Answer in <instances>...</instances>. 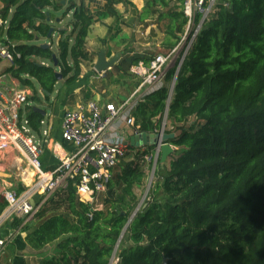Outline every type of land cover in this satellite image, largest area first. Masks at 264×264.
Wrapping results in <instances>:
<instances>
[{"label":"trees","instance_id":"trees-1","mask_svg":"<svg viewBox=\"0 0 264 264\" xmlns=\"http://www.w3.org/2000/svg\"><path fill=\"white\" fill-rule=\"evenodd\" d=\"M184 1L144 0L138 11L132 0H105L96 16L84 0H0L7 41L20 55L5 73L36 92L34 80L46 99L58 81L56 72L70 85L79 79L81 65L92 62L86 43L95 22L113 17L108 31L120 30L119 3L131 6L137 20L156 16L160 28L165 22L168 46L186 25L192 27L189 38L199 25L181 63L167 67L163 85L131 112L138 133L155 132L165 112L166 132L177 133L168 140L175 148L168 161H157L143 203L139 206L137 191L152 168L144 158L152 146L126 159L135 150L128 147L112 169L100 209L80 201L69 181L21 226L24 242L40 251L37 264H111L113 256V264H264V0H215L204 18L193 9L190 21ZM58 11L62 18L71 16L70 30L59 31L55 54L38 40L47 38ZM125 49L107 71L115 84H124L131 67L155 56ZM111 53L107 47L106 56ZM26 108L38 133L44 116ZM6 204L0 195V213ZM14 222L20 225L18 219L10 225Z\"/></svg>","mask_w":264,"mask_h":264},{"label":"built area","instance_id":"built-area-1","mask_svg":"<svg viewBox=\"0 0 264 264\" xmlns=\"http://www.w3.org/2000/svg\"><path fill=\"white\" fill-rule=\"evenodd\" d=\"M204 1L207 2L206 7L203 6ZM214 3L215 0H185L184 14L190 21L193 9H198L203 13L204 18ZM7 28L8 19L0 16V62L6 61L9 65H13L15 57L20 55L15 50L16 44L7 41ZM198 29L199 25L191 37L188 36V44L183 50L178 65ZM181 43L179 39L178 43L166 53L156 54L147 65L139 64L130 68L132 73L141 78L130 99L123 100L119 105L113 102L101 103L98 100H88L73 109L65 110L60 124V137L70 149L63 153L56 166L49 171L43 168L41 160L48 141V132L45 129L38 133L33 131L24 113L25 107L29 104L28 91L20 89L15 80L7 82L6 78L9 77L7 73L0 74V156L9 148L18 149L27 161L29 169L20 178L22 182H27L22 191L0 189V195L7 203L0 213V255L13 239L12 230L6 231L10 229V223L18 219L20 226H23L32 221L45 200L58 189L66 187L69 181H73L80 201L88 203L92 210L102 207V199L112 169L128 151V146L125 144L128 138L121 134L122 124L123 128H132L134 134H141L134 130L132 109L145 94L163 85L166 68L176 57ZM103 74V72L98 73L100 77ZM166 115L167 112L164 113L160 126L155 132H166L168 125ZM152 148L144 158L153 165L159 144Z\"/></svg>","mask_w":264,"mask_h":264},{"label":"rangeland","instance_id":"rangeland-1","mask_svg":"<svg viewBox=\"0 0 264 264\" xmlns=\"http://www.w3.org/2000/svg\"><path fill=\"white\" fill-rule=\"evenodd\" d=\"M1 7H2V3L0 2V9H1ZM124 21H127V19H123V23H120V25H121L120 30L117 31V28H115L111 32H109L107 30L109 33L107 35V37L108 36L111 37L112 35L120 36L122 34V36H120V37H122L123 43L125 44V48H126V49L125 48H123V49H125L127 51L143 53L146 55H156L159 53H166L169 50L168 48L170 46H173V45L168 46L169 43L164 42V39L166 37L165 32H164V29H165L164 23L165 22L160 23L161 26H163V27H161V28L158 27L157 22H156V16L155 17H148L142 21L137 20L135 22V20H134L133 24L131 26H128V24H126V22H124ZM50 22H52L51 23L52 27H55V31L53 33V36L51 38L50 37L49 38L40 37V39L38 40V43L39 42L48 43L50 45L51 49L55 52V54H57L58 53V49H57L58 39H57V37H58V35H61L60 32L58 31L60 26L58 25V23H56V20L55 21L53 20ZM122 29H123V31H122ZM191 29H192V27H190V25H189V27H188V25H186L184 33H182L181 37L179 38V39H181L182 43L179 45L176 57H174L175 60L173 59V61L170 63L169 66L174 65L177 61L179 62V60L182 56L183 50L186 47V45L188 44V40H189L188 36L190 34ZM179 39L174 42V45L178 43ZM86 47H87V45H86ZM95 49L98 50L97 47L92 46V50L90 51V53L92 55H95V52H94ZM114 49H115V47H114ZM123 49L121 50L122 53H123ZM38 60H40V59H38ZM45 62H48V61H45ZM10 66L11 65H9V63L6 61L0 62V74L5 72V70ZM57 71H59V70H57ZM7 74L9 77L6 78V81L11 82L12 80H15L17 86L20 89H25L28 91V99L33 97V95H36L38 97L37 99L31 101V103L29 104L30 107L37 106V107H40L42 109H45L47 111L46 118L50 117V116L54 117L53 114H55V115L59 114L60 105L57 102V100H58L59 93L61 92L62 88H64L66 86V84L64 83V78H61L60 80L57 81L53 93L51 95L49 94L48 99H46L43 95L42 90L38 87V85L36 84V82L34 80H32V82L35 84L36 92H34L31 88H29L27 86H21V84L17 78L11 76L9 73H7ZM96 75H98V74L96 73ZM117 76L119 77L118 74H117ZM10 78H12V79L10 80ZM109 78L110 77H108V79ZM140 82H141V78L139 76L135 75L134 73L130 74V76L128 77L126 82H124V84H123V80H122V82L120 84L121 86L119 85L118 87L115 86V82H111V79H109L108 85H110V89L108 90V95H103V96L105 98L106 96L110 95L108 100L112 101L115 105H119V103L122 102V100H124L126 98V95H123V91L126 92V94H128L130 92V90ZM118 91H120L122 93H118ZM90 96H91V94H90ZM25 113H27L26 107H25ZM167 127H168V125H167ZM134 149H135L134 151L131 150L130 152L127 153V155L125 156L126 159L131 158L135 151L142 149V148H134ZM145 149H146V147H144L142 150H145ZM151 149H153V148L151 147L149 150H151ZM28 171H29V169H28L27 161L25 160L22 152L19 151L18 149L9 148L7 151L2 153L0 156V188L5 186V187H8L10 189H14V188L16 189V188L20 187L21 184L23 185V187H26L27 182H25V183L22 182L20 180V178H21V175H23V173L28 172ZM152 171H153V169L151 168L149 170L148 177L146 179L144 188L142 190L137 191V195L139 197V204L143 203V201L145 200V198L147 196V193L149 191L148 183H149L150 179H151V182H152V180H154V174L152 176ZM159 171H160V175H163L165 172L163 167H160ZM32 224H35V221H33ZM20 237L21 236L16 235L15 240L16 239H17V241L20 240L21 239ZM13 239H14V237H13ZM21 242L23 244L25 243L23 238L21 239ZM9 245L10 246L7 249H5L4 252L0 255V264L9 263L8 261H10L11 257L13 256L14 251L10 252V248L12 250H14L17 247V245L15 246V242H12ZM12 245H13V247H12ZM22 247H24V246H22ZM51 249H52V245H49L46 248H44V250L47 252L50 251ZM22 251H24V250H22ZM31 251H32L33 255L37 254L36 258L34 256H31ZM31 251L29 253H27L30 256L27 255L26 259L29 258L28 260L31 261L32 264H36L37 259L39 258V255H40V253H39L40 251L38 252V251H35L33 249H31ZM115 262H116V259L113 257L111 260V264H113Z\"/></svg>","mask_w":264,"mask_h":264},{"label":"crops","instance_id":"crops-1","mask_svg":"<svg viewBox=\"0 0 264 264\" xmlns=\"http://www.w3.org/2000/svg\"><path fill=\"white\" fill-rule=\"evenodd\" d=\"M75 1L77 3L79 2V0H75ZM84 1H85L86 5H89L90 9L95 13L96 16H97V12L103 8V5L105 3V0H84ZM132 3H133L134 8L138 11H140L144 6V0H132ZM116 8L118 9L119 13L121 14L120 15L121 17L118 20L119 27L121 26L120 23H123V19H127V21H124V22H126V24L129 21H131V18H133V17L135 18V22L137 21L136 15H134V13L132 12L131 6L125 5L123 3H119L116 5ZM61 14H62V11L55 12L56 17H55L54 21L58 18L59 22H56V23H58L60 28H62V29L67 28V25L70 21L71 13L67 14L63 18L61 17ZM50 23H52V22H50ZM109 26H112V27L115 26V21H114L113 17H108V18L99 20L91 26L88 37H87V44H86L87 50L90 52L92 50V46L97 47L98 50H96V49L94 50L95 55L93 57L92 62H84L81 65V74H80L79 79L75 83L70 84V85L66 84V86L64 88H62L61 92L59 93L58 100H57V102L60 105L59 114H57V115L53 114L54 117L50 116V117L46 118L47 111L45 109H43L45 111V116H44V119L42 120L43 124H41L40 130H44V129L47 130L48 141L44 147L43 154L41 156V160L43 163V168L46 169L47 171L53 169L56 166V164L58 163L59 158L63 156V153H66L70 149L69 145L67 143H65L64 141H62V139L60 137V124H61V119H62V115H63L64 111L67 109H73L80 104H84L88 100H98L101 103L112 102V101L108 100L110 95L106 96L105 98L103 96V95H108V90L110 89V85H108L109 74L107 72L109 70L103 72L104 74L102 77H100L99 75H96V73L98 74V72H96L94 70V64L96 63V61L98 59V52L101 50L102 47H105L106 49L108 47V48H110V50L112 52L109 57L106 56V52H105V56H106L107 60H109L111 57H113L116 52H118V51L121 52V50L123 48H125V44L123 43V39H122V37H120V36H122V34L120 36L112 35V36H114V38H113L114 40L111 38L112 36L107 37V35L109 34L107 31ZM53 28L55 31V27H53ZM67 29L70 30V26H68ZM122 31H123V29H122ZM59 38H60V35H58L57 39H59ZM114 47H115V49H114ZM171 47H169L168 49H170ZM122 55H123V53L121 52V57H122ZM121 57H120V59H121ZM119 85L120 84H115L116 87H118ZM136 87H138V85L134 86L128 94H126V92L123 91V95H126V98L124 100H126L130 96V94L133 92V90ZM118 93H122V92L118 91ZM86 94H89V95L91 94L90 98H85ZM30 103L31 102H29V104ZM24 113H25V111H24ZM133 132L134 131L132 128H123V124H122L121 134L122 135L124 134V136L126 138H128L130 135L134 134ZM176 135H177V133L175 134V136ZM167 161H168V159H167ZM3 188H8V187L3 186L0 189H3ZM16 226H17V224L14 222L12 226L10 225V229L6 230L7 232L9 230H12L13 237H14V239H12V241L9 244H11L12 242H15V246L17 245V247L14 250H12L10 248V252L14 251V253H13V256L11 257L10 261H8L9 263H7V264H23L24 262L32 264L31 261L28 260L29 258L26 259L27 255H28L27 253H29L31 251V249L26 243L23 244L21 242L22 238L24 240L25 233L20 231V229H21L20 225L17 227ZM16 235L21 236L20 237L21 239L18 241H17V239L15 240ZM9 244L7 245V247L5 249H7L10 246ZM22 246H24V247H22ZM12 247H13V245H12ZM22 250H24V251H22ZM28 256H30V255H28ZM31 256H34L36 258L37 254L33 255L32 251H31ZM36 264H37V262H36Z\"/></svg>","mask_w":264,"mask_h":264},{"label":"water","instance_id":"water-1","mask_svg":"<svg viewBox=\"0 0 264 264\" xmlns=\"http://www.w3.org/2000/svg\"><path fill=\"white\" fill-rule=\"evenodd\" d=\"M63 3H65V2L63 1ZM48 21H49V19H48ZM56 22H59L58 18L56 19ZM61 29L62 28L58 29V31H60ZM53 33H54V28L50 27L48 34H47V38L52 37ZM42 47L48 48L49 44L43 43ZM105 52H106L105 47H102L101 50L98 52V59H97L96 63L94 64V70L98 73L105 72L107 70L112 69L113 66H115L118 63V61L121 57V52L118 51L114 54L113 57H111L109 60H107L106 56H105ZM52 58L54 60V65H57V59H56L55 54L52 55ZM56 78H57V80H60L62 78V76L59 72H56ZM173 83L171 86L170 94L172 91ZM168 101H169V99H168ZM32 108L34 111L45 116V111L43 109H41L40 107L32 106ZM174 137H175L174 133H166V132L132 134L125 141V144L128 147H133V148H140L143 146H145V147L146 146H152L153 147V146H156L159 144L158 152H157L156 156L154 157L155 159L153 160V165H152V169H153L152 176H153L157 161L159 160L160 164L166 163L168 156L174 152L175 148L168 142V140L173 139ZM150 185H151V179L148 183V187H150ZM139 206H140V204H139ZM139 206L136 208V211L138 210Z\"/></svg>","mask_w":264,"mask_h":264},{"label":"bare ground","instance_id":"bare-ground-1","mask_svg":"<svg viewBox=\"0 0 264 264\" xmlns=\"http://www.w3.org/2000/svg\"><path fill=\"white\" fill-rule=\"evenodd\" d=\"M136 89H137V87L133 90V92L130 94V96L127 99H130L133 96V94L135 93Z\"/></svg>","mask_w":264,"mask_h":264}]
</instances>
